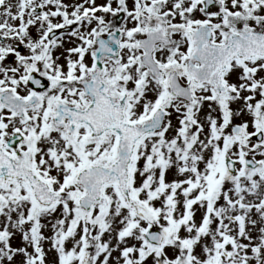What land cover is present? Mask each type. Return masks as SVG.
I'll use <instances>...</instances> for the list:
<instances>
[{
  "label": "snow or ice",
  "instance_id": "obj_1",
  "mask_svg": "<svg viewBox=\"0 0 264 264\" xmlns=\"http://www.w3.org/2000/svg\"><path fill=\"white\" fill-rule=\"evenodd\" d=\"M0 264H264V0H0Z\"/></svg>",
  "mask_w": 264,
  "mask_h": 264
}]
</instances>
